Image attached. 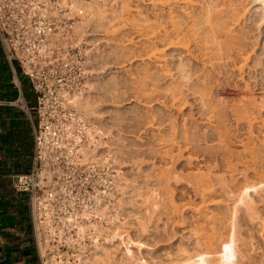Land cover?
I'll use <instances>...</instances> for the list:
<instances>
[{
  "label": "bare ground",
  "instance_id": "obj_1",
  "mask_svg": "<svg viewBox=\"0 0 264 264\" xmlns=\"http://www.w3.org/2000/svg\"><path fill=\"white\" fill-rule=\"evenodd\" d=\"M141 1L146 2V4L153 5V8H154L153 10L157 9L156 11H158L159 5L166 6V7L168 6V9H167V10H169V16L167 15L169 18L168 21L160 20V15H161L160 11L154 12V16H155L154 19L155 18L156 19L155 20L153 19L154 22H152V24L149 26V28L147 27L148 30L145 29L146 26L144 28L145 32H146V33L145 32L144 33L147 35L145 37L147 38L149 35V37H148L149 39L146 41L148 42L150 40V46H148V48H151V50L149 49L151 52H150V55L148 56V59L150 61L153 59L152 61L156 62V67H158L160 69L159 70L156 68L157 70H155L156 73L159 74V75H157L158 78H156L153 70L151 71L149 69L151 72L149 70H147L149 66L148 67L146 66L145 68H147V69H143V71L147 70L145 72V74H146V76H149V79L152 78V80L150 79L151 82L152 81L154 82L155 78L158 80L159 78L162 77L161 78V80H162L164 77H165V79L167 77H171L170 79L173 80L172 77L175 78V75L178 76L177 80L175 78L174 81L170 82L171 83L170 85H168V83H167L168 86L164 87L169 92H171V98L173 96L178 102L180 101L181 103L185 104L187 101L185 103L181 101V100H183V99H181V97L185 93L184 92L185 91L184 86H186L187 89H190V87L194 89V87H193V86H195L194 81H197L198 82L197 84H199L198 87H200V89H203V86L206 89V87L211 82V78H212L213 74L214 73L216 74L217 70L219 72H221V70H224L226 73H228L229 70L231 69L230 68L231 65L237 67V65L240 64L239 67H237V68H239V71L241 69L242 72L244 73L245 67L250 64V63L247 64L248 61L253 63L252 66L255 68L254 70L257 72L258 76H255L256 80L258 78L260 79L261 77L264 79V0H247L248 1L247 4H245L246 2H240V1H239L240 2L239 3L238 0H224L222 3H220V4L218 3V5H216L215 7L212 6L213 8H211V6L209 7V5L207 4L208 7L203 8V16L199 19H196L197 17L194 18L195 16H193L192 14H191V17H193V18L191 19V17L189 16L190 14L188 12H186L188 15L187 16L188 19L185 18L186 19V25L184 23L183 24L180 23V20L179 21L177 20L179 18L178 17L179 15L176 17V14L175 15L173 14L174 8L171 6L173 1H171V0H160V2H158V3H157V1H159V0H141ZM190 1L191 0H182L181 2L189 5ZM212 1H210V2H212ZM214 3L212 2V4H214ZM160 9H161V7H160ZM188 10H189V7H188ZM183 13H185V12H183ZM246 13L247 14L249 13V16L246 15ZM249 21H251V22H249ZM243 22L245 24L243 26H245L246 29L248 27L249 30H242L239 27H238L239 30L236 29V27H235L236 24L240 25V24H243ZM247 22L250 24L248 25ZM138 25L140 26V24H138ZM77 28H78V25H77ZM144 29H143V31H144ZM140 32H142V31H140ZM147 42H146V44H147ZM160 45L165 47V49H168V48H171V50L175 49V50L179 51V52H177L178 54L179 53L180 54L186 53L187 55L191 56L190 58H194L195 60L197 59V61L200 60L202 62L203 67H201V69H200V68H197L195 66L196 68H194V69H199V71L197 70V72H198L197 75H194V74H196V72L194 74L189 73L191 71V70L189 71V69H193V68H189L188 65H187L188 68H186V64H185L186 61L184 59H182L183 60L182 61L178 58L179 62L178 63L176 62L177 64H175L174 66H171L170 65V62H171L170 58L171 57L168 58L170 61V62H168L167 56H168V53L171 56L172 53L174 52V50L171 51L172 53L168 52L166 54L164 49L159 48ZM89 52H88L87 58H89L90 61H89V63H87V65L92 63V56H90ZM176 56H177V54H176ZM186 56H184V57L186 58ZM180 57L182 58V55ZM188 59H189V57H188ZM239 60H241L242 62L244 61V62L241 63V61H239ZM188 62H189V60L187 61V63ZM237 63H239V64H237ZM193 66L194 65L192 64V67ZM249 68H250V65H249ZM251 68H250V70H251ZM174 70H175V72H174ZM193 70H192V72H193ZM242 72L240 71L239 73H242ZM226 73H225V75H228ZM154 76H155V78H154ZM159 76H161V77H159ZM241 76L243 77V74ZM145 78H147V77H145ZM194 78H196V79L194 80ZM216 78L214 75L213 80H216ZM156 79H155L156 83L158 81L161 82L160 80L156 81ZM259 79H258V81L260 83H262L260 80H263V79H260V80ZM88 80H87V84H89V86H87L89 89L88 92H85L86 89H84L81 92L77 93L73 97V102L77 106V109H78L77 117L79 119H82V120H87L91 124V129H89V133H90L92 140H93L96 134H102L104 132L100 131L98 129V127L94 124V118L95 119L97 118L95 116H96V113H99V111L96 110L97 106L95 107V105H97L96 104L97 101L94 102L93 97H89L90 96L89 94L93 91L94 87H92V84H93V83H91L92 80L91 81L89 80V82H88ZM146 80H144V81H146ZM213 80H212V83L215 82L217 84V82H218L215 89H217L219 91H223L222 90L223 84H219L218 80H216L217 82L213 81ZM144 81L142 83H144ZM256 83H257V81H256ZM164 84H166V83H164ZM257 84H259V83H257ZM144 85H146V84H144ZM245 86L248 89L250 85H249V83H247ZM196 87H197V85L195 86V88ZM223 87H224V85H223ZM207 88H209V87H207ZM210 88H211V86H210ZM139 89L140 88H138V90ZM161 89H160V91H161ZM162 90H164V89H162ZM190 90H189V92H190ZM198 90H199V88H198ZM204 91H206V90H204ZM204 91H201L200 93L202 94V92H204ZM242 91L244 92L245 90H242ZM194 92H192V93L194 94ZM249 92L251 94V91H249ZM143 93L144 92H142V94ZM148 93H150V92H148ZM166 93H168V92H165L164 94H166ZM109 94H110V92H109ZM248 94L249 93L247 92V94L241 95L240 98H238L234 103L231 102L232 105H226L225 102H218L220 99L218 101H215L213 99V97H211L212 98L211 100L208 97V99H209L208 100L205 95H203V96L206 97L207 102H205L206 101L205 98H204V101L201 98L202 101L205 102L204 104L208 107V108L206 107V109H205V107H202V109L204 108L206 110V113H205L206 115L203 112H201V113L203 114L202 116H206V119L208 118L209 121H207L206 119H204V120H206L208 123L210 122L211 124H213V127L215 128L212 130H215L214 132H216L215 133L216 138H218V141H219L217 146H209V147H205V148L202 147L198 143V141H200V139H198L197 137H195L191 133L190 127H187V124H186L187 122L186 123L182 122L185 124L184 125L182 124L183 126H182L180 134H178L176 132V130H174V132L172 130L171 134H168L166 132L168 134L167 136H166V133L162 134V136L165 135L161 138V139H163L165 144L168 143L169 141H171L172 146H174L175 145L174 142H177L176 143L177 144L176 145L177 152H176V154H174V153L170 154L172 151L166 150V148H165L166 151L164 150L165 151L164 154L163 153H161L162 155L158 154V155H160V158H162L164 160V159H166V156L169 154L170 156L168 155L169 157L168 156L167 157L170 159V160L168 159L169 162L171 161L174 164V166L172 165V167H174V169H176L175 165H176L177 161H179V159H181V158H185V163L191 167V168L190 167L187 168V169H189L188 172L185 170V172L187 173V174L184 173L185 177H183L184 174H181V171L179 172L177 169H176V171H178L179 174L176 173V171L171 166H168V167L164 166L165 170L162 168L164 170V172H158L159 171V169H158V171H157L158 173L155 172L156 175H154V173L152 174V176H155L154 179L156 182L154 181V183H156L157 186L159 185L158 187H163L165 196L164 195L162 196V194H163V192L161 191L162 188H160V191L162 193L160 191H158L159 188L157 190L155 188L156 192L154 191L152 194L148 193V191H150V190H146L149 195L145 193L146 192L145 189L142 192L143 189L140 190V188H143V186H141V185L144 183L138 182V183H141V184L137 183L138 187L137 188L135 187L136 189L139 190L138 193H137V190L135 188L133 190H135V193L139 194L138 197L142 198V199H137L135 201L131 198L134 195L137 196L136 194H133V191H132L133 187H131V190L129 189V191H132L133 196H131V197H129L127 195V193H129V191L126 192L128 189H126V191H124L125 186H127V185L123 184L122 181H124L125 177L122 179L120 173L116 174L114 176L115 186L119 185L120 188L122 187V191L124 193L126 192L125 195H127V196H125L123 194L124 196L121 197V194H120L119 202L121 201L120 202L121 205L119 206L117 204L119 207L112 206V210H110V206H109L111 204L107 205L105 202H102V204L99 207L93 208L92 210H90L87 213V217L89 218V224L87 227L90 228L91 230H97L98 231L97 233H100L103 235L105 233V237H104V241L100 242V239L97 238V236L99 234L97 236H95V234H94V236H95V238L93 240L94 250L91 252L90 255L84 254L83 256L79 257V260H80L79 264H92V263L95 264L94 262H96L98 264V261H100L102 258V257L100 258L101 255L104 256V254H106L105 257H111L110 255L107 256V252L109 251V249L112 250V247H113V251L115 249H117L120 242H123V240L126 237H127V239L125 242L127 244L128 239H130V237L128 238V235H127L128 233H124V231L120 232V230L118 228H117L118 230L113 228L112 231H107L105 229L103 223L115 221V218L119 213V212H117V210H119L122 215L127 216L129 218L131 211L130 210L128 211L127 207L133 208V206H134V208L135 207L139 208V209H137L138 214L145 212L146 210H147L146 212L148 214L143 213L145 215H143V216H141L140 214L138 215V216H141V218H142L140 221L137 220L139 222H138V225H136V226H138V228L136 227L137 228L136 232L139 236H141V238H139L136 241L137 244L139 243L138 244L139 246L136 244L138 246V247H136L138 249V252H137V249H135L136 251H134L133 249H130L129 248L130 246L128 247V244H127V246H125V247H127V249L125 250V253L127 252L125 254L126 255L125 258L127 260H129V263H131V264L132 263L133 264H141V261L143 260L142 259L143 253L141 251L142 247H144V246L148 247V246L154 245L156 242L158 243V241H164V240L166 241V239L170 238L171 236L169 235V233L173 234V232H171V231L175 230V229H172L173 226L170 224V222L171 223L173 222L172 224L175 225L176 220H177V222H180V223L182 222L181 224L187 223L184 226L178 225V223H177V225L180 226V228H182V230H180L183 232L182 236H180L181 232L179 230H177L176 225H175L176 232L179 231L180 232L179 238L181 237V239L177 240L179 246L177 245L178 248L175 251L177 253V256L176 255L174 256V257H176V261L174 260L175 262H173V261L172 262H162L160 264H228L229 262H234L237 264H247L251 261V259H253L257 255L258 252L255 251V252H257L256 255L254 252V250H256V248H257V247L254 248L256 246L254 244L256 240L255 241H254V239L252 240V235H250V233H248L249 230H246L247 228L244 229V227H245L244 223L247 221L248 224L250 222L251 225H252V223L257 224L258 227L260 228L259 230L264 231V196H263V194H264V131L260 130L261 132H263L261 134V137H260L259 134L261 132L257 135L258 132L256 133V129H255V125H254V123H255L254 120L258 119L257 115H259V117H260V115H261L260 112H262V110L264 108V97L257 98L256 95H253V94L248 95ZM186 95H188V94H186ZM199 99H200V97H199ZM212 100H214V101H212ZM197 101H199V100H197ZM220 101H222V98ZM180 102H179V106L181 104ZM173 103H174V101H173ZM204 104H202V105H204ZM226 106L230 109V112L232 113L231 115H233L235 118V122H236L235 128L236 129H234V130H236L235 131L236 133L229 132L231 130H229L228 128H225L223 126V124H221V121H225L222 118V115H223V113L226 112V110H225L227 108ZM188 107H190V106H188ZM98 108H99V105H98ZM179 108H182V107H179ZM207 111H208V114H207ZM109 112L110 111H108V113ZM154 114H155V112H154ZM101 115H104V114L103 113L100 115L98 114L97 116H101ZM101 117H99V118H101ZM220 117L223 120H221ZM223 117H224V115H223ZM189 119H191V117ZM192 121L194 122L197 120H192ZM198 121H199V119H198ZM193 122H191V123H193ZM160 123H162V122H160ZM262 123H263V121H262ZM224 124H226V123H224ZM241 124H245L247 127V129H246V131H244V133L239 132L240 131L239 126ZM209 126L211 127V125H209ZM234 130H232V131H234ZM205 133L206 134L203 135L204 139H207V141H208V139H210V137H211V134H209V132L208 133L205 132ZM230 133H231V135H230ZM168 136H169V138H168ZM158 139L161 140L160 138H158ZM236 139L239 140V142H240V144H242L241 146L243 148H242V151H240V152L237 151L236 153H234L235 151H233V149L230 148V144H231L232 140H236ZM172 140H173V142H172ZM228 140H230V141L228 142ZM96 151H97V148L96 149L95 148L90 149L91 153H96ZM162 152H163V150H162ZM152 155H153V153H152ZM142 161H146V160H142ZM142 161L140 159L141 163H143ZM181 161H183V160H181ZM134 162H135V160H134ZM136 162H138V161H136ZM138 163H136V164L138 165ZM141 163L138 166L139 170H141V168H140ZM144 163L146 164V162H144ZM149 163H152V164L154 163L153 166L155 168L156 165H155L154 161L153 162L151 161ZM142 166H143V164H142ZM153 166H152V168H153ZM142 168H144V167H142ZM151 170L153 172L156 171L153 169H151ZM144 171H142V172H144ZM152 171H149V172H152ZM173 171H175V172L173 173ZM142 172H141V175H144V173H142ZM251 174H253V175H251ZM145 175H147V174H145ZM148 175H149V173H148ZM147 176H144V177H147ZM182 177L184 178L183 183L185 182V179H186V181H187L186 185L189 187V189L192 192L191 195L194 197V199L199 200V202H197V201L194 202L193 201L194 199H192L191 201H193V202H191L190 199L192 198V196L190 195L191 198L189 196V198H190L189 203H191V205H190V207H188L189 209L186 207L188 209V210L186 209L188 211V213L184 214V215L182 213H180V210H178V209H180V208H178L179 205L174 204V202H173V206L170 205V204H172L171 202L173 201L172 200L173 198L172 197H169L170 199L167 198L168 196H172L176 193V192H174V190H172V188H171V192H170V187H172L171 186L172 183L175 182L174 184L179 186L178 183L181 182L180 181L181 179L183 180ZM138 178H143L140 176V173H139ZM150 178L145 181V185L147 186V188L148 187L152 188V186L151 187L149 186ZM154 183H153V185L155 186L156 184H154ZM134 185H136V184L134 183ZM139 185L141 187H139ZM163 185L164 186L166 185L167 188L168 187L169 188L166 189V186L164 187ZM184 185H185V183H184ZM186 185H185V187H187ZM178 186H177V189H178ZM126 188H128V187H126ZM180 188H184V186L180 187ZM173 189H175V188H173ZM168 190H169L170 194H172V195H170L168 193ZM166 191L169 195H167V193H165ZM172 191H173V193H172ZM186 191H187V188H186ZM143 193L146 196H144ZM257 195H259V197H257ZM140 196H142V197H140ZM133 198H135V197H133ZM166 200H167V202H166ZM165 202H166V204H165ZM143 203L146 204L145 209L143 208L144 206H142ZM167 203H168V205H167ZM189 203L187 202V205ZM184 204H186V203H184ZM140 205H141V207H140ZM143 209H144V211H142ZM113 210L116 212L115 214H117L115 217H113V215H111ZM182 210L185 211L184 209H182ZM134 211H135V209H134ZM135 212H137V211H135ZM179 213L182 214L183 217L181 216V219L184 218L185 219V220L183 219L184 221H180V214ZM131 214L133 215V211ZM136 214L137 213H135V216H136ZM94 217L98 219L97 223L93 222ZM127 217L125 218L126 220H127ZM116 219H118V217ZM178 219H179V221H178ZM169 224L171 225L170 229L168 228L170 226ZM248 224H246V225H248ZM168 229L169 230L172 229V230L170 232H168ZM83 230H84V228L81 229V231H83ZM251 232H253V231H251ZM259 232H261V231H259ZM93 233L94 232H92V235H93ZM261 233H259V235ZM174 234L172 236L175 237V239H176L177 236H174ZM263 234L264 233H262L260 236L262 237ZM124 235H125V238L123 237ZM173 237L171 238L172 240H173ZM131 241H128V243H131ZM257 242H259V241H257ZM257 242H256V244H257ZM253 244L255 246H253ZM174 245H175V243H174ZM258 245H259V243H258ZM118 249H119V247H118ZM171 249H174V248L171 246ZM146 251L150 252V254H151L150 249H146ZM109 252L111 253V251H109ZM136 253H139V256H137L138 254H136ZM141 253H142V255H141ZM168 253H170V252H168ZM168 253H167V255H168ZM133 254L134 255L136 254L137 258L134 257L135 259H133V256H134ZM260 255H261V251H260ZM260 255H258V256H260ZM143 257H145V256H143ZM174 257H172L171 259H173ZM255 258H254V261L257 262L258 260H255ZM94 259H96V260L94 261ZM256 259H258V257ZM262 259H263V256H262L261 260ZM49 260H51V259H49ZM92 261H94V262H92ZM168 261H170V260L168 259ZM107 262H109V261H107ZM256 262H254V263H256ZM263 262L260 261V263H262V264H263ZM51 264H53V263H51ZM105 264H107V263L105 262Z\"/></svg>",
  "mask_w": 264,
  "mask_h": 264
},
{
  "label": "rangeland",
  "instance_id": "obj_2",
  "mask_svg": "<svg viewBox=\"0 0 264 264\" xmlns=\"http://www.w3.org/2000/svg\"><path fill=\"white\" fill-rule=\"evenodd\" d=\"M171 1H173L172 4H171V6L174 8L173 9V14L174 15L176 14V17L178 15H179L178 16L179 18L181 17L180 19L179 18L178 19L176 18V19L178 21L180 20V23H182V24L184 23L186 25V19H188L187 18L188 15H187L186 12H188L190 14L189 15L190 17H191V14H192L193 16H195L194 18L197 17L196 19H199V18H201L203 16V8L208 7V5H209V7L211 6V8H213L212 6L215 7L216 5H218V3L220 4L224 0H216L217 2L215 0H213V1L212 0H195V1L191 0L190 1L191 3L189 2V5L188 4H184L183 2H181L182 0H171ZM210 1H212L213 3L215 2V3L212 4V2H210ZM239 1L240 2H246L245 4L248 3L247 0H238V2ZM158 2H160V0L157 1V3ZM160 7H161V9H160ZM188 7H189V10H188ZM85 8L87 9L88 13H87V15L85 17H83L82 19H80L78 21L77 32H79L80 37H83L85 46L87 48H93L89 52L90 56H92V63L87 65V63H89V61H90V59L87 58L88 60H86L87 61L86 65H87V69L89 70V76L87 77V80L88 79L90 81L92 80L91 81V83H93L92 87H94L93 91L89 94L90 95L89 97H93L94 102L97 101L96 102L97 105H95V104L94 105H95V107L97 106L96 110L99 111V113H96V116H95V117H97L96 118L97 120L94 118V124L98 127V129L100 131L104 132L102 134H99V136H97L98 141H99V143H98L99 144V148H101V150L109 151V153L112 156L113 161H114V163L116 165V167H115L116 168V174L120 173L122 179L125 177L124 181H122L123 184L127 185V186H125V190L124 191H126V189H128L126 191V192H128L129 189L131 190V187H133L132 188L133 194H136L137 196H135V195L133 196L132 195V191H129V193L131 195L129 193H127V195L129 197L133 196V197L136 198L135 199V198L131 197L133 200L136 201L137 199H142V198L138 197L139 194H137V193H138L139 190L136 189L138 187V184H141L142 182L144 183V184L141 185V186H143V188H140V190L143 189L142 192L145 189V191L146 190H150L151 192L148 191V193L152 194L154 191L156 192V190L158 188H159L158 191H160V188H162V190H161L163 192L162 196L163 195L165 196L163 187H158L159 185L157 186V184L154 183V181H155L154 177L155 176H152V174L154 173V175H156L155 172L156 173L164 172V170H165L164 166H167V167L168 166L172 167V165L174 166V164L171 161L169 162V160H170L168 158L170 156L169 154H168L169 156L167 155L168 157L166 156V159H164V160L162 158H160V155H162L161 153L164 154L166 150L172 151L170 154H173V153L176 154V152H177V150H176V145L177 144L176 143L177 142H174L175 143L174 146H172L171 141H169L168 143L165 144L163 139H161L165 135L162 136V134H165L166 132L168 134H171L172 130H173V132H174V130H176V132L178 134H180L182 126L187 122L186 123L187 127H190L191 128V130H190L191 133L195 137L200 139V141H198V143L202 147L205 148V147H209V146H217L219 141H218V138H216V134H215L216 132H214L215 130H212V129H215V128L213 127V124H211L210 122L209 123L207 122V121H209L208 118L206 119V116H202L203 114L201 113V112H203L204 114L206 113L205 109H206L207 106L204 104L205 102H207L206 97H207V99L209 97L210 100L212 99L211 97H213V99L215 101H218L219 99L221 100V98H222V101L219 100L218 102H225L226 105H232L231 102L234 103L238 98H240L241 95L247 94V92L249 93L248 95L253 94V95H256L257 98L264 97V79L261 77L260 79H263V80H260L257 77L263 84L260 83L258 81V79L256 80L255 76H258V75H257V72L254 70L255 68L252 66L253 63H251L250 61H248L247 64L250 63L249 64L250 68L251 67L252 68L250 70L249 65L246 66L245 70H244V73L242 72L241 69H240V71L242 73H239L240 71H239V68H237V67H239L240 64L237 63V64H239V65H237V67L231 65V67H230L231 69L229 68L230 70H229L228 73H226L224 70H221L222 73L217 70L216 74L218 76L215 73L213 74V76L211 78V82H210L211 85L209 84L207 86L209 88L206 87V89H205V87L203 86V89H200V87H198L199 84H197L198 83L197 81H194V84H195V86L197 85L199 90H198L197 87L195 88V86H193L194 89L190 87L191 90L187 89V87L184 86V88H185L184 92L185 93L183 91L182 92L185 95L186 94H188V95L185 96L182 93L184 96L182 95L181 99H183V100H181V101L184 102V103L186 101L187 102L185 104H183V103H181L179 101L181 103L180 106H179V102L173 96H172L173 99L171 98V92H169L166 88H164V87L170 85L171 84L170 82L174 81L175 78L177 80L178 76L175 75V78L172 77L173 80L170 79L171 77H167L166 79L164 77L161 80L162 77L159 76L161 78H159L158 80H160L161 82H159L156 79V78H158L157 75H159V74H157L155 70H157L159 68L156 67V62H153L152 61L153 59L151 61L148 59V56L150 55V52H151L150 51L151 48H148V46H150V40L148 42L146 41V40L149 39L148 38L149 35H148L147 38L145 37V36H147L145 34L146 33L145 29L148 30L149 26L152 24V22H154L153 21V19L155 17L154 16V12H159L160 11V14H161L160 15V20H162V21H168L169 20V18H168L169 10H167L168 6L166 7V6L159 5V9H158V11H156L157 9L153 10L154 9L153 5L146 4V2H142L141 0H137V1L136 0H102V1L95 0V1H91L90 3L86 4ZM183 12H185L186 14L183 13ZM246 15L249 16V13L248 14L246 13ZM192 18L193 17H191V19ZM244 22H243V24H240V25L236 24V26H235L236 29L239 30V28H240L242 30H249L248 27L246 29V27L243 26V25H245ZM249 22H251V21H249ZM138 24H140V26ZM247 24L249 25L250 23L247 22ZM145 26H146V28H145ZM143 29H144V31H143ZM140 31H142V32H140ZM144 40L147 42V44H146V42ZM160 46H159V48L164 49L166 54L168 52L172 53L171 51L174 50V52L172 53L171 56H170L169 53H168V56H167V59L171 57L170 58L171 62L168 59V62H170L171 66H174L175 64H177L179 62V60H178V58H179L180 60L184 59L186 61V63L184 62L186 64V68H188V66H189V68H193V69L196 68V67L201 69V67H203L202 62L200 60L197 61V59L195 60L194 58H190L191 56L187 55L186 53L185 54L184 53H182V54L179 53L178 54L177 52H179V51H177L175 49H172V50H171V48L165 49V47H163V46L160 47ZM176 54H177V56H176ZM181 55H182V58L180 57ZM184 56H186V58ZM188 57H189V59H188ZM188 60H189V62H188L189 64L187 63ZM239 61H241V60H239ZM243 62L241 61V63H243ZM192 64L194 65L193 67H192ZM146 66L147 67L149 66L150 68L148 67V69H147V68H145ZM143 69H147V70L150 69L151 71L153 70V72L155 73V76H156V78H155V76H154V78L156 79V81H158L157 82L158 84L155 82V79H154V82L153 81L151 82L152 78H150L151 79L150 80L149 76H146V74H145V72L147 70L143 71ZM193 69H189V71L191 70L189 73L190 74H192V73L194 74L196 72V74H194V75H197V73H198L197 70L199 71V69H194V70ZM192 70H193V72H192ZM174 72H175V70H174ZM224 72L226 74H228L229 76L225 75ZM240 74L241 75L243 74V77ZM214 75H215V78L217 77L216 80L219 81V84H223L224 85V87L222 85V90L223 91H219V90L215 89V87L217 86L218 82L216 80H213ZM145 77H147V78H145ZM195 79L196 78H194V80ZM87 80H86V87L84 88V89H86L85 92H88V90H89L88 87H87V86H89V84H87ZM89 80H88V82H89ZM142 80L143 81L146 80V81H144V83H142L143 82ZM212 80L216 81L217 84L215 82L212 83ZM253 80L254 81L256 80L257 83H259V84H257L256 81L254 82ZM164 83H166V84H164ZM167 83H168V85H167ZM247 83H249V85H250L248 89L245 86ZM144 84H146V85H144ZM210 86H211V88H210ZM138 88H140V89L138 90ZM161 88L164 89V90H162ZM160 89H161V91H160ZM189 90H190L191 93L195 91L194 94L193 93L191 94L189 92ZM204 90H206V91H204ZM242 90H245L246 92L244 91L245 92L244 93ZM141 91L144 92V93L142 94ZM164 91L168 92V93L164 94L165 93ZM201 91H204L206 94L204 92H202V94H201L200 93ZM249 91H251V94H250ZM109 92H110L111 95L109 94ZM148 92H150V93H148ZM203 95H205L206 97L203 96ZM199 97H200V99H199ZM201 98L203 99V101H204V98H205L206 101L203 102ZM197 100H199L200 102L202 101L203 103L202 102L200 103ZM214 100H212V101H214ZM173 101H174V103H173ZM202 104H204V105H202ZM98 105H99L100 109L98 108ZM176 106L177 107L179 106V107H182V108H179V107L177 108ZM188 106H190V107H188ZM202 107H205V109L204 108L202 109ZM227 108L225 109L227 113L224 111L225 112V113H223L224 117L222 115V118L225 121H221V124H223V126L225 128H228L229 130H231L229 132L236 133L235 132L236 130H234V129H236L235 128L236 127L235 126L236 125L235 118H234L233 115H231L232 113L230 112V109L228 108L229 109L228 110ZM108 111H110V112L108 113ZM154 112H155V114H154ZM102 113L104 114V115H101L102 117L101 116H97L98 114L100 115ZM260 113H261L260 117H259V115H257L258 119L254 120L256 133L258 132L257 135L262 130L264 131V129H263L264 128V119H263L264 118V108H263L262 112H260ZM207 114H208V111H207ZM99 117H101V118H99ZM190 117H191V119H189ZM222 118L220 117L221 120H223ZM198 119H199V121H198ZM204 119H206L207 121L204 120ZM192 120H197V121L193 122ZM262 121H263V123H262ZM160 122H162L163 124L160 123ZM182 122H185V123H182ZM191 122H193V123H191ZM224 123H226V124H224ZM208 124L211 125V127ZM239 128H240V131H239L240 133H244V131H246V129H247L245 124H241L239 126ZM232 130H234V131H232ZM205 132H207V133L209 132V134H211V137H210V139H208V141H207V139H204L203 135L206 134ZM167 133H166V136L168 135ZM262 133L263 132H261L259 134L260 137H261ZM230 135H231V133H230ZM158 138H160L162 141L159 140ZM168 138H169V136H168ZM237 140L238 139L232 140V142L230 144V148L233 149V151H235L234 153H236L237 151L238 152L242 151V148H243L241 146L242 144H240L239 140L238 141ZM229 141L230 140H228V142ZM172 142H173V140H172ZM165 148H166V150H165ZM162 150H163V152H162ZM97 151H99L98 148H97ZM97 151H96V153H97ZM152 153H153V155H152ZM158 154H160V155H158ZM140 159H141V161L142 160H146V161H142L143 163H141ZM134 160H135V162H134ZM181 160H183V161H181ZM136 161H138L139 163L136 162ZM151 161L155 162V165H156L155 168L156 169L153 166L154 163L153 164L149 163ZM144 162H146V164ZM168 162L170 164L171 163L172 164L170 165ZM136 163H138V165ZM140 163H141V167H140L141 170H139V167H138ZM142 164H143V166H142ZM152 166H153V168H152ZM142 167H144V168H142ZM175 167H176V169L179 172L181 171V174H184V173L187 174L185 172V170L188 172L189 169H187V168L190 167V166L185 163V158H181V159H179V161H177ZM172 168L174 169V167H172ZM151 169L156 170V171L153 172ZM158 169H159V171H158ZM176 169H174V170L176 171ZM142 171H144V172H142ZM149 171H152V172H149ZM175 171H173V173ZM178 171H176V173H178ZM141 172L144 173V175H141ZM139 173H140V176L143 177L144 179L143 178H138L139 177ZM148 173H149V175H148ZM145 174H147L148 176L145 175ZM185 174H184V176L183 175L182 176L185 177ZM251 175H253V174H251ZM144 176H147L148 178L144 177ZM149 178H150L149 186L150 187L152 186V188L154 187L153 189L149 188V187L147 188V186L145 185V181L148 180ZM180 181L182 183L181 182L180 183L177 182L179 184V186L175 185L174 184L175 182L172 183V185H171L172 187H170V192H171V188H172V190H174V192H176V193L174 195H172V194H170V192L168 190V193L170 195H172V196H168L167 198L170 199L169 197H172L173 201L171 202L172 204H170V205L173 206V202H174V204L179 205V207L178 206L177 207L180 208V209H178V208L177 209L180 210V213H182L184 215V214L188 213V211H187L189 209L188 207H190V205H191V203H189V202L192 199H194V197L191 195L192 192L189 189V187L186 185L187 184L186 179H185L184 183H185V185L187 187H185V185L183 183L184 178H183V180L181 179ZM138 182H141V183H138ZM134 183L137 186L134 185ZM153 183L156 184V185L154 186ZM141 186L139 185V187H141ZM177 186H178V189H177ZM183 186H184V188H180V187H183ZM126 187H128V188H126ZM134 188L137 190V193H135V190H133ZM155 188H156V190H155ZM168 188L166 186V189H168ZM173 188H175V189H173ZM186 188H187V191H186ZM126 192L124 193L122 191V187L120 188L119 185L118 186L116 185V191L112 195H110V199L107 202H105L107 205L111 204V205H109L110 206V210H112V206L119 207L121 205L120 204L121 201L119 202L120 194H121V197H123L126 194ZM145 193L148 194L147 191ZM165 193H167V191ZM168 193H167V195H169ZM172 193H173V191H172ZM127 195H125V196H127ZM190 195L192 196V198H191ZM144 196H146V195L144 194ZM189 196H190L191 199L189 198ZM263 196H264V194H263ZM140 197H142V196H140ZM257 197H259V195H257ZM116 198L117 199L119 198V199L117 200ZM189 199H190V201H189ZM167 200H166V202H167ZM193 201L194 202H196V201L199 202L198 199H194ZM193 201H191V202H193ZM166 202H165V204H166ZM187 202L189 203L188 205H187ZM184 203H186V204H184ZM141 205H140V207H141ZM145 205L146 204H144V203L142 205V206H144L143 207L144 209L146 207ZM167 205H168V203H167ZM127 209H128V211L129 210L131 211L129 218L127 216L122 215L119 210H117V212H119L118 215L115 214L116 212L113 210L111 215H113V217H115L117 215L116 218L118 217V219L115 218V221H113V222L110 221V222H107V223L104 222L103 224H104V227H105V229L107 231H112L113 228L114 229L118 228L120 230V232L124 231V233H128L127 234L128 238L130 237V239H128V241L132 240L131 243H128V241H127L128 247L130 246L129 247L130 249H133L134 251H136L135 250V249H137L136 247L139 246L138 245L139 243L137 244L136 241L139 238H141V236H139L137 234V232H136V230L138 228V226H136V225H138V222L142 219L141 216H143L145 214H148V213L146 212L147 211L146 210L145 212L139 213L141 216H138L139 215L138 214V210H137V209H139L138 207H135V208H134V206H133V208L127 207ZM134 209L137 212H135ZM144 209L142 211H144ZM182 209H184L185 211H183ZM132 211H133V215L134 216H135V213H137L136 216L139 219L136 216L134 217L131 214ZM143 213H145V214H143ZM182 214H180V221H184L185 220L184 218L181 219ZM126 217H127V220L125 219ZM94 219H93V222L97 223L98 219L95 218V217H94ZM137 220H139V221H137ZM178 221H179V219H178ZM172 223L170 222V224L173 226L172 229H175V230H172V229H171L172 231L169 230L171 228V225L169 224L170 226L168 227L169 228L168 232L171 231V232H173V234L176 232V228L179 231L182 230V228H180V226H178V225L184 226L185 224H187V223L181 224L182 222L180 223V222H177V220H176V224H175L176 228H175V225L172 224ZM177 223H178V225H177ZM244 224H245L244 229L247 228L246 230H249L248 233H250V235H252V240L253 239H254V241L256 240L255 243H254L256 246L254 244H253V246H255L254 248L257 247L256 250H254V252L255 251L258 252V253L255 252V255L257 253V255L255 257L256 258L258 257V259H256L255 257L254 258H255V260H258V261L260 260L261 262H263L264 261L263 260L264 259V255H263L264 254L263 253L264 252V238H263L264 234L262 235V237L260 235L262 233H264V231L259 230L260 228L258 227L257 224H253L252 223V225H251V223L249 222V224H248L247 221ZM246 224H248V225H246ZM91 231L94 232L93 235H92V239L93 240H94L95 236H97L99 234L97 236V238L100 239V242L104 241L105 233L103 235V234L97 233L98 232L97 230H91ZM179 231H177L178 233L176 232L177 234L176 233L174 234V236H177L176 239H175V237L172 236L173 234L169 233V235L171 237L166 239V241L164 240L165 242L164 241H158V243L156 242L157 244L155 243L154 245H151V246H148V247L147 246L142 247L141 251L143 253V256H145V257L142 256V259L144 261L142 260L141 264H160L162 262H172V261L175 262L176 261V257H174V256L175 255L177 256V253L175 251L177 250V248L179 246L177 240L181 239V237L179 238L180 232H181L180 236H182V233H183L182 231H180V232ZM251 231H253V232H251ZM259 231H261L262 233L259 232ZM259 233H261V234L259 235ZM94 234H95V236H94ZM123 237L125 238V235ZM172 237H173V240L171 239ZM126 239H127V237L123 240V242L119 241L120 242V244L118 245L119 249H118V247H117V249L114 248L115 252L113 251V247H112V250L109 249V251H111V253L108 251L107 252V256L110 255L111 257H105L106 254H104V256H102V255L100 256L99 255L100 258L102 257L101 260L103 259L104 261L103 260L102 261L101 260L100 261L97 260L98 264H103V263L105 264V262L107 264H127V263L131 264V263H129V260H127L125 258V256H126L125 254L127 253V252L125 253V250L127 249V247H125V246H127V244L125 242ZM172 241L175 243V245H174V243ZM257 241H259V242H257ZM256 242H257V244H256ZM258 243H259V245H258ZM91 245H92V247H91V250H90L89 254H85V255H90L91 252L94 250L93 241H92ZM171 246L174 249H171ZM146 249H150L151 250V254H150V252L146 251ZM260 251H261V255H260ZM137 252H138V249H137ZM168 252H170L171 254L168 253ZM142 253H141V255H142ZM167 253H168V255L170 254L169 255L170 257L167 255ZM43 254L45 255V253H43ZM136 254H138L137 256H139V253H136ZM136 254L135 255L133 254L134 255L133 259L137 258ZM258 255H260L261 257L258 256ZM262 256H263V259H262L263 261L261 260ZM166 257L167 258L169 257L168 259L170 261H168V259ZM172 257H174L175 259L174 258L171 259ZM254 258L251 259V261L253 260L252 262L250 261L247 264H252V263L253 264H259L260 263V261L259 262L258 261L257 262L254 261ZM96 259H94V261ZM94 261H92V262H94ZM107 261H109L110 263L107 262ZM48 262L49 263H47V264H51V263L57 264V262L53 261V259L48 260ZM254 262H256V263H254ZM40 263H41V261H40ZM64 263L65 264L66 263L67 264H79L80 260H76V261H73V262H69L68 260H65L61 264H64ZM94 263L97 264L96 262H94ZM228 264H237V263L229 262ZM260 264H262V263H260ZM263 264H264V262H263Z\"/></svg>",
  "mask_w": 264,
  "mask_h": 264
},
{
  "label": "built area",
  "instance_id": "obj_3",
  "mask_svg": "<svg viewBox=\"0 0 264 264\" xmlns=\"http://www.w3.org/2000/svg\"><path fill=\"white\" fill-rule=\"evenodd\" d=\"M91 1L0 0L2 49L9 61H17L36 94L31 167L14 174L12 183L28 195L41 264L89 254L93 239L87 213L116 191L113 158L99 148V134L92 140L91 124L77 117L73 102L89 76L86 60L93 48L85 46L77 25ZM23 109L30 115L28 107ZM94 148L99 151L91 153Z\"/></svg>",
  "mask_w": 264,
  "mask_h": 264
},
{
  "label": "crops",
  "instance_id": "obj_4",
  "mask_svg": "<svg viewBox=\"0 0 264 264\" xmlns=\"http://www.w3.org/2000/svg\"><path fill=\"white\" fill-rule=\"evenodd\" d=\"M35 105L36 94L28 78L17 61L7 59L0 43V264H41L28 195L12 183L14 174L31 167Z\"/></svg>",
  "mask_w": 264,
  "mask_h": 264
}]
</instances>
